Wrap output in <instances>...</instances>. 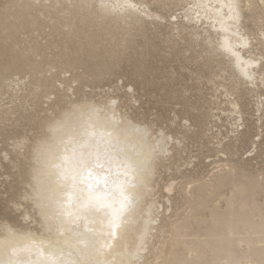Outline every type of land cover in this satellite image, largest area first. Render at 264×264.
<instances>
[{
  "label": "bare ground",
  "instance_id": "bare-ground-1",
  "mask_svg": "<svg viewBox=\"0 0 264 264\" xmlns=\"http://www.w3.org/2000/svg\"><path fill=\"white\" fill-rule=\"evenodd\" d=\"M172 6H180L181 12L167 15ZM146 25H165L170 31L167 44L188 37L187 44L195 49L191 59L204 60L205 71H191L196 76L190 79L200 89L209 85L213 99L201 96L192 101L187 87L180 95L182 102L199 109L194 116L198 129L193 133H189L190 124L185 127L187 119L174 128L163 126L160 118L148 119L153 113L141 110L133 85H101L113 76L109 64L93 69L85 56L72 54L74 50L86 52V47L95 44L86 38L87 29L105 28L108 46L119 51V45L134 38L129 34L127 38L126 31L139 26L146 29ZM46 27L51 39L42 44L34 32ZM254 27L260 31L256 33ZM55 35L66 41L54 40ZM67 40L73 42L72 50ZM0 42L14 52L0 54V187L7 182L4 194L9 193L7 202L12 205L0 213V264H27L37 260V249L48 247L42 235L46 222L33 221L24 203L29 163L25 144L37 141L31 163L39 170L41 183L47 182L54 160L60 175L71 177L74 159L85 155V150L99 156L103 149L105 157L113 160L125 152L135 154L140 163L134 194L131 203L124 202L125 214L114 218L111 228L114 235L134 238L131 251L141 264H264V170L241 163L245 154L254 152L264 125V93L260 91L264 84V66L260 65L264 0H0ZM53 49L58 53L51 54ZM246 95L252 98L248 106L256 116L249 127V133L254 131L256 136L252 140L251 135L240 140L244 136L241 102ZM213 110L225 115L226 133L221 132L222 117ZM171 112L164 119L172 125L177 113ZM188 140L204 148L206 142L211 144L200 156L213 160L210 169L178 181L172 174L199 155L189 151ZM228 154L242 158L236 162L225 158ZM104 175L110 176L111 184L122 172L118 165L106 164ZM96 180L95 173L76 177L77 183L92 188L97 187ZM176 186L183 194V205L166 228L162 217L172 209ZM91 194L107 197L105 192ZM65 196V207L71 209L75 194ZM221 198L223 202L217 203Z\"/></svg>",
  "mask_w": 264,
  "mask_h": 264
},
{
  "label": "rangeland",
  "instance_id": "rangeland-1",
  "mask_svg": "<svg viewBox=\"0 0 264 264\" xmlns=\"http://www.w3.org/2000/svg\"><path fill=\"white\" fill-rule=\"evenodd\" d=\"M180 8H181L180 6H172L171 10L169 12H166V14L167 15L171 13L178 14L179 12H181ZM247 23L246 24L249 25L250 22L247 21ZM148 26L149 25L143 26V27H146V29L142 28L141 26L138 27L140 29L136 27L135 28L136 30L132 29V31H130L129 33H126L128 32L126 31L124 35L129 34L131 36L130 37L129 35H127V38L128 36L129 38H132L134 36V38L129 39V41L125 43L124 45H119L118 50L120 52L115 51L113 48L114 46L112 47L108 46V40H106L107 30L105 28L97 27V28L87 29L86 38L93 39V43L95 44H92L93 47H86V52L84 50H81V52L80 51L75 52L74 50L72 51V54H80L83 57L85 56L86 60H88L87 63L88 64L90 63L89 66L93 67V69L94 68L101 69L103 68V65L109 64L108 66L111 68L113 72V76L110 79L107 78L105 81L101 82V85L104 84L108 86L110 84H121V83L133 85V87L135 88L134 94L136 97H138L140 104H141V110H143L144 113L146 112L153 113L149 115L148 119L160 118L161 120H164L163 126L166 127L168 125L169 127H172V128H174L176 126V123H178L179 121L184 123L185 120L182 121V119H187L189 121L188 125L189 124L191 125L189 133H193L197 131L198 129V126L194 120V116L198 113L199 109L198 110L193 109L191 108L190 103L182 102V100L180 99L181 98L180 95H181L182 89L184 87H187L189 91L186 94L187 96L191 98L192 101H194L196 98L201 97V96L207 100L213 99L212 94H214V92L212 91L209 85H206V86L202 85L203 87L202 89H200L199 88L200 85H198L197 81L194 79H190L191 76L193 77L196 76V74L192 73L191 71L197 70L198 68L204 69L205 66L201 64L203 63L204 60L203 58L198 59V60L191 59L195 55L193 54V51L195 49L189 47V45L187 44L186 40H188V37H185L184 40L178 38L177 40L178 42L176 41V39H174L176 43L171 44V42H168V44H170L169 46L167 44V40H169L170 38V34H168L170 33V31L169 29L165 30L166 29L165 25H163L164 29L163 27L160 28V26L158 27L157 25L156 26L151 25L149 27ZM151 27L154 29H152ZM157 29L159 33L161 34L158 33ZM254 31L258 33L260 29L254 27ZM49 32H50V28L47 29L46 27L43 31L34 32V36L40 43L44 44L51 39V37L47 35ZM156 33L159 35H157ZM164 33H166L167 39L165 38ZM63 37L64 36L57 37V35H55L53 39L57 41L61 40L60 42L66 41V38L65 37L63 38ZM67 41H68L67 43L68 48L72 50V48L74 47L73 42L69 40ZM99 42L103 44L98 46V44H100ZM62 45H64V43H62ZM123 47L126 49H123ZM70 49L68 51H70ZM58 51H59L58 49H55V50L53 49V51H51L50 53L57 54ZM12 52L13 51L11 50L10 47L0 42V54H14V52L13 53ZM93 54H100L102 57L100 56L94 57ZM113 54H118V57L115 58ZM190 60L192 62H190ZM225 66L228 69L227 63H225ZM229 70L230 69H228V71ZM174 91H175V94L173 93ZM260 91L264 93V84L260 85ZM220 99H224V97L222 98L220 97ZM250 100H252V98L249 97V95H246L242 99V102H241V106L243 108V116H242L243 125L241 126L240 131L244 133V136L241 137L240 140L245 139L249 135H251L250 136L251 140L256 138L254 131L249 133L250 132L249 127L253 125V123L255 122V118H256V116H254L251 113L252 106L250 104L248 106V103L250 102ZM179 101L180 103L177 104V102ZM173 109L177 113V117L176 119H174L175 124L173 123L171 125L167 121V119H164V118H166L169 115L172 116L173 113L171 111ZM213 112H215L220 117H222L223 121L221 123H224V125L221 127L222 129L221 132L223 134L226 133V129L229 127V124L225 120V115L221 114V112L217 110H213ZM262 115H263L262 123L264 124V109L262 111ZM218 123L221 124L219 121ZM216 130H217L216 128H213V132ZM262 130L263 131L260 133L259 137L256 138L257 147L255 148L254 152L251 155L245 154L244 157L242 158V157H239V155L230 156L228 154L227 156H225V158L228 157L236 162L240 158H242L243 161L245 162H241V163L242 164L246 163L247 168L250 167V169H254L253 167L256 166V169L264 170V125H263ZM210 139L214 140L211 137ZM205 140L207 141V138H205ZM185 144L187 148L189 149V151H192L193 153L197 155L199 154V155L196 159H194V162L191 165L189 166L184 165L181 168L180 172H174L173 174L172 172L168 173V174L171 173L173 177L177 178L178 181L181 180L180 178H182V176H187L190 174L200 175L206 167L210 169V165L208 164L211 160H213V157L209 158L208 160L200 156L201 151L205 152L206 148L211 147L210 146L211 144H209L208 142H206L207 147L205 148L203 146L199 147L198 143H195L189 140L186 141ZM2 145L3 143H0V146ZM243 153H245V151H243ZM196 170H198V172L194 173ZM6 188H7V182L4 185V187L3 186L0 187V192H1L0 193V213L7 212L8 209H5L7 208V206H10L12 208V205L7 202L9 193L8 194L5 193L6 195L4 194V192L6 191ZM171 195H172L171 196L172 197V209L162 217V222H161L162 224L166 226V228L168 226L170 217L180 212V209L182 208V205H183V194L181 193L179 186H176L175 190L173 191ZM4 202L5 204L2 205ZM222 202H223L222 198L219 199V201H217V203H222ZM15 213L17 212L14 211L12 214L14 215ZM154 252L156 251L154 250Z\"/></svg>",
  "mask_w": 264,
  "mask_h": 264
},
{
  "label": "clouds",
  "instance_id": "clouds-1",
  "mask_svg": "<svg viewBox=\"0 0 264 264\" xmlns=\"http://www.w3.org/2000/svg\"><path fill=\"white\" fill-rule=\"evenodd\" d=\"M114 134H118V130H114ZM38 147L39 141L25 144L24 154L29 163L25 173L27 198L24 203L33 221L37 224L46 222L42 235L48 247L37 249V260L27 264H141L131 251L135 245L134 238L113 234L110 224L112 210L95 203L85 204L89 193L99 191L105 192L109 200L116 201L113 207L119 208L117 186L120 184L124 185L127 201L131 203L133 180L140 163L135 154L125 152L119 155L118 160H113L110 155L105 157L103 149L99 156L85 150L83 163H78L76 177L89 171L95 173L97 187L92 188L77 182L73 186L71 177L60 175L61 170L56 167L55 160L48 169L47 182L41 183L39 170L31 163ZM106 164L118 165L122 172L112 179L111 184L108 183L110 176L104 175ZM68 192H73L76 197L71 209L65 207V194ZM124 214L125 208L121 212L122 216ZM125 255L130 258L122 259Z\"/></svg>",
  "mask_w": 264,
  "mask_h": 264
},
{
  "label": "snow or ice",
  "instance_id": "snow-or-ice-1",
  "mask_svg": "<svg viewBox=\"0 0 264 264\" xmlns=\"http://www.w3.org/2000/svg\"><path fill=\"white\" fill-rule=\"evenodd\" d=\"M38 2H39V0H37V3ZM58 7H59V5H58ZM260 65L264 66V55L261 56ZM185 127H190V125H188L186 123ZM97 148L99 149V145H97ZM83 157H84V155L81 154L78 158H75L74 161H73V166L70 169V171L73 173L72 176H71V178H72V180L74 182L73 186H75V182H76V172H77L78 163L79 164L83 163ZM194 159H195V157L193 158V162H194ZM88 175H91L90 171L88 172ZM117 187H118L119 192H120V200L118 201V203L120 205L119 208L113 207V204L116 201H111V203H108V204L103 203L102 201L106 200L107 197L106 196L102 197L99 194L93 196L91 193H89L88 194V199H87V201H85V204L95 203V204H99V206H101V207H104V206L109 207L112 210V219L110 221L111 225L113 223V219L114 218H118L119 215L121 214L122 210L124 209V207H125L124 202L128 200V197L125 195V187H124V185L120 184ZM69 215H71V212H69ZM220 264H230V262L229 261H221Z\"/></svg>",
  "mask_w": 264,
  "mask_h": 264
}]
</instances>
